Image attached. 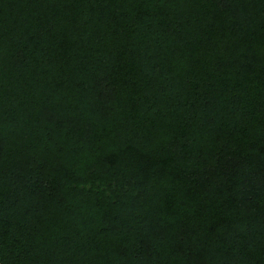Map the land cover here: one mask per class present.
<instances>
[{"label": "trees", "instance_id": "1", "mask_svg": "<svg viewBox=\"0 0 264 264\" xmlns=\"http://www.w3.org/2000/svg\"><path fill=\"white\" fill-rule=\"evenodd\" d=\"M0 264H264V0H0Z\"/></svg>", "mask_w": 264, "mask_h": 264}]
</instances>
